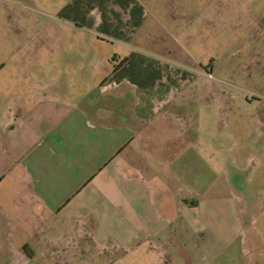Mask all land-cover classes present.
Masks as SVG:
<instances>
[{
    "label": "crops",
    "instance_id": "obj_1",
    "mask_svg": "<svg viewBox=\"0 0 264 264\" xmlns=\"http://www.w3.org/2000/svg\"><path fill=\"white\" fill-rule=\"evenodd\" d=\"M82 5L67 13L89 38L22 36L21 49L7 53L11 65L0 64V264L89 255L94 235L119 221L130 227L134 207L139 230L125 236L151 240L164 264H239L220 234L242 220L229 224L222 195L157 190L167 165L169 180H178L165 152L182 129L165 132L179 117L169 103L185 99L187 65L156 55L155 46L120 53L90 16L79 24ZM109 19L104 35H134Z\"/></svg>",
    "mask_w": 264,
    "mask_h": 264
},
{
    "label": "rangeland",
    "instance_id": "obj_2",
    "mask_svg": "<svg viewBox=\"0 0 264 264\" xmlns=\"http://www.w3.org/2000/svg\"><path fill=\"white\" fill-rule=\"evenodd\" d=\"M81 3L79 24L90 16L97 34L120 53L155 46L156 55L187 65L181 69L190 77L180 92L185 99L169 103L179 117L165 132L170 137L182 129L165 152L178 180H169L167 165L157 190L222 195L232 213L229 224L242 220L220 234L226 252L234 246L239 264H264V0H0V64L11 65L7 53L14 45L21 49L22 36L89 38L87 30L72 28L67 13ZM109 16L134 35L123 41L104 35ZM131 212L130 227L117 222L106 235H94L89 255L84 250L68 261L72 256L65 254L63 264L167 263L151 240L125 236L139 230V209ZM201 232L208 239L209 231ZM176 240L165 245L170 255Z\"/></svg>",
    "mask_w": 264,
    "mask_h": 264
}]
</instances>
